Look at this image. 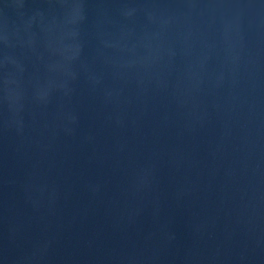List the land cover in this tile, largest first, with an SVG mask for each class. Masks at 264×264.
<instances>
[{"label":"water","instance_id":"obj_1","mask_svg":"<svg viewBox=\"0 0 264 264\" xmlns=\"http://www.w3.org/2000/svg\"><path fill=\"white\" fill-rule=\"evenodd\" d=\"M0 264H264V0H0Z\"/></svg>","mask_w":264,"mask_h":264}]
</instances>
